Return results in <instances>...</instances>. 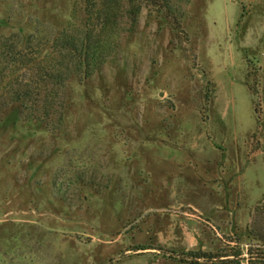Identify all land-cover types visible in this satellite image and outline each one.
Returning <instances> with one entry per match:
<instances>
[{
	"label": "rangeland",
	"instance_id": "obj_1",
	"mask_svg": "<svg viewBox=\"0 0 264 264\" xmlns=\"http://www.w3.org/2000/svg\"><path fill=\"white\" fill-rule=\"evenodd\" d=\"M113 1L52 78L86 1L0 0V264H264V0Z\"/></svg>",
	"mask_w": 264,
	"mask_h": 264
},
{
	"label": "trees",
	"instance_id": "obj_2",
	"mask_svg": "<svg viewBox=\"0 0 264 264\" xmlns=\"http://www.w3.org/2000/svg\"><path fill=\"white\" fill-rule=\"evenodd\" d=\"M86 1V19L80 26L75 24H69L64 27L52 42V48L55 51L60 52V58L45 59L50 63L51 72L45 74L44 71L48 68L46 65H42V62H35L38 70H43V73L54 78L53 68L60 64V67L66 64L65 69L68 74L79 72L84 76H89L91 72L99 67L103 61L105 55H107L111 49V41L109 37H101L103 29L113 23L114 17L117 15L118 7L114 5L113 0H103L101 7H98L96 0H85ZM152 5L157 6L166 5L168 6L170 0H149ZM119 3V0H115ZM129 4V19L131 24H135L138 20V16L141 9V3H137V0H127ZM27 60V63L33 62ZM44 61V60H41ZM52 63V66H51ZM53 67V68H52ZM23 97L28 95L30 92L26 90ZM198 257V256H196Z\"/></svg>",
	"mask_w": 264,
	"mask_h": 264
},
{
	"label": "crops",
	"instance_id": "obj_3",
	"mask_svg": "<svg viewBox=\"0 0 264 264\" xmlns=\"http://www.w3.org/2000/svg\"><path fill=\"white\" fill-rule=\"evenodd\" d=\"M239 177V176H238ZM258 177V176H257ZM245 179H246V176H244V174H243V176H241V181H245ZM258 180V178H256V179H254V176H252L251 177V179H250V181L253 183V182H255V181H257Z\"/></svg>",
	"mask_w": 264,
	"mask_h": 264
}]
</instances>
